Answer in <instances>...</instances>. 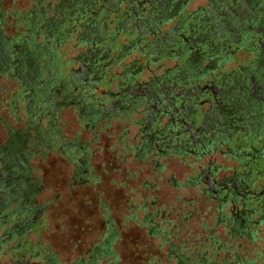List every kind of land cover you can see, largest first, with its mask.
I'll return each instance as SVG.
<instances>
[{"label": "flooded vegetation", "instance_id": "obj_1", "mask_svg": "<svg viewBox=\"0 0 264 264\" xmlns=\"http://www.w3.org/2000/svg\"><path fill=\"white\" fill-rule=\"evenodd\" d=\"M36 4L23 18L26 39L14 44L0 30V71L10 69L19 80L12 103L21 96L27 115L25 129L8 133L0 148V246L34 223L39 185L28 160L53 128L51 114L60 105L73 106L85 126L131 115L133 131L123 149L144 164L152 161L155 171L163 167L160 158L190 156L195 174L188 186L215 201L222 232L230 238L255 234L264 218V0ZM69 40L75 54L63 59L59 47ZM43 115L49 117L45 125ZM127 134L128 128L121 133ZM74 144L72 179L81 183L89 168L83 147ZM215 154L232 164L217 163ZM112 235L77 263L95 264ZM175 251L169 248L186 264ZM36 257L21 254L5 264L56 263Z\"/></svg>", "mask_w": 264, "mask_h": 264}, {"label": "rangeland", "instance_id": "obj_2", "mask_svg": "<svg viewBox=\"0 0 264 264\" xmlns=\"http://www.w3.org/2000/svg\"><path fill=\"white\" fill-rule=\"evenodd\" d=\"M36 1L0 0V30L12 43L26 39L23 18ZM71 43L60 45L63 59L75 54ZM10 74V69L0 71V148L8 133L24 130L27 123L21 96L12 103L22 87ZM48 118L43 115L41 124ZM51 118L53 128L44 141L37 140L28 160L30 178L38 179L32 197L38 212L32 225L0 246V264L28 253H37L38 259L54 257L55 264H78L80 259L88 260L94 246L111 231L109 250L95 264H179L169 254L171 246L175 254L188 258L186 264H264V218L253 235L224 234L222 222L216 223L215 201L188 186V178L195 174L188 166L190 156L160 158L163 167L155 171L152 161L144 164L123 149L122 140L133 131L131 115L119 121L101 118L85 126L73 106L60 105ZM127 128L129 134L122 136ZM56 137L69 148L63 150ZM74 143L83 147L84 168H89L87 181L81 183L72 179L77 156L69 157V151ZM215 161L232 164L219 154ZM201 257L204 263L197 262Z\"/></svg>", "mask_w": 264, "mask_h": 264}, {"label": "trees", "instance_id": "obj_3", "mask_svg": "<svg viewBox=\"0 0 264 264\" xmlns=\"http://www.w3.org/2000/svg\"><path fill=\"white\" fill-rule=\"evenodd\" d=\"M233 258H234V260H237L236 255H234V254H233Z\"/></svg>", "mask_w": 264, "mask_h": 264}]
</instances>
